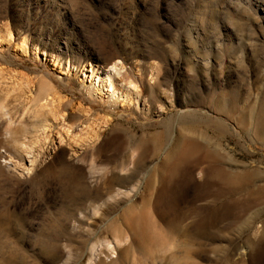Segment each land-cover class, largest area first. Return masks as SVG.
<instances>
[{"label":"rangeland","instance_id":"1","mask_svg":"<svg viewBox=\"0 0 264 264\" xmlns=\"http://www.w3.org/2000/svg\"><path fill=\"white\" fill-rule=\"evenodd\" d=\"M0 264H264V0H0Z\"/></svg>","mask_w":264,"mask_h":264},{"label":"bare ground","instance_id":"2","mask_svg":"<svg viewBox=\"0 0 264 264\" xmlns=\"http://www.w3.org/2000/svg\"><path fill=\"white\" fill-rule=\"evenodd\" d=\"M111 69L114 70L115 67ZM109 72L111 73L110 70ZM108 78L109 84L114 87V81L112 80L110 74ZM41 90H43L42 87ZM129 90L130 92L133 91V89ZM213 150L207 152L206 150H204V147L197 141L186 139V141H184V143L178 148V150H175L174 153L168 156V158H166V160L163 162V167L168 170V175L161 178V185L163 186V188L167 186L171 182L173 177L178 174H181L184 180L192 178L195 170L199 168L203 163H206L207 166L203 170V175L205 176L206 181H204V184L206 185L207 191L210 194L217 198L227 194L228 192H240L242 190V176L238 172H233L225 167L223 165V156H220V154L218 153L219 151L217 152ZM212 187H214V190H212ZM209 193L208 195H210ZM181 217L183 216L181 215ZM172 221L169 222H176Z\"/></svg>","mask_w":264,"mask_h":264}]
</instances>
